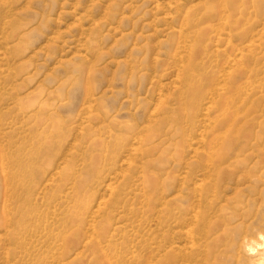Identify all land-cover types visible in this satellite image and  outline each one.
Instances as JSON below:
<instances>
[{
    "label": "rangeland",
    "instance_id": "obj_1",
    "mask_svg": "<svg viewBox=\"0 0 264 264\" xmlns=\"http://www.w3.org/2000/svg\"><path fill=\"white\" fill-rule=\"evenodd\" d=\"M263 30L264 0H0V264H264Z\"/></svg>",
    "mask_w": 264,
    "mask_h": 264
},
{
    "label": "bare ground",
    "instance_id": "obj_2",
    "mask_svg": "<svg viewBox=\"0 0 264 264\" xmlns=\"http://www.w3.org/2000/svg\"><path fill=\"white\" fill-rule=\"evenodd\" d=\"M186 11V10H185ZM191 12H192V10L189 12V11H187L185 14H186V16L187 15H190L191 14ZM199 12V11H198ZM193 13V12H192ZM185 16V17H186ZM191 16L192 17H194L192 14H191ZM199 16V15H198ZM201 16V15H200ZM184 17V18H185ZM190 17V16H189ZM188 17V18H189ZM197 17V16H196ZM195 17V18H196ZM202 17H204V16H202ZM187 18V17H186ZM185 18V19H186ZM198 18V17H197ZM187 20V19H186ZM195 20H197V19H195ZM186 25H187V23H186ZM196 26H199V25H197L196 24ZM211 27V26H210ZM193 28V27H192ZM192 28L190 27V29L192 30ZM195 28V27H194ZM203 28V27H202ZM188 29V28H187ZM199 30V29H198ZM188 31V30H187ZM264 31V30H263ZM197 32V31H196ZM195 32V36L196 37H194V42L192 43V45H193V48L191 47L190 48V50H189V53L186 51V53L189 55V61H190V63L191 64H194V62H196L197 63V61H195V56H198V54H199V50H197V47H198V43H200V42H198V40H199V38H201V37H198V33L200 32V30H199V32H197L196 33ZM191 33V32H190ZM202 35L201 36H203V33H201ZM194 35V34H193ZM192 35V36H193ZM204 36H206L205 34H204ZM230 36V35H229ZM183 38H184V36H182ZM189 38V37H188ZM188 38H186V40L188 39ZM192 38V37H191ZM192 40V39H191ZM208 40V39H207ZM212 40V39H211ZM182 42H183V40H182ZM190 42V41H189ZM198 42V43H197ZM202 44V43H201ZM216 44V43H215ZM184 45V44H183ZM188 45V44H187ZM190 46H191V44H189ZM189 45L187 46V47H189ZM186 46V45H185ZM202 49V48H201ZM203 50V49H202ZM237 51V50H236ZM242 53V52H241ZM228 54V53H227ZM185 56H186V54H185ZM201 58V57H200ZM230 58V57H229ZM231 60V59H230ZM229 60V61H230ZM189 61H186V62H189ZM222 61V60H221ZM228 61V62H229ZM200 62V61H199ZM225 63H227V61L225 62ZM232 63V62H231ZM187 64V63H186ZM198 64V63H197ZM232 65H234V62H233V64ZM184 66H186V65H184ZM191 66V65H190ZM183 68V67H182ZM190 68V67H189ZM186 70H187V68H185ZM191 69V68H190ZM229 69V68H228ZM208 70H210V69H208ZM190 71V70H189ZM189 71H188V74H189ZM182 72V71H181ZM196 73V72H195ZM198 73V72H197ZM196 73V74H197ZM192 74H194V72L192 73ZM191 74V75H192ZM198 76V75H197ZM209 77H211L210 75H208ZM224 76V75H223ZM190 77V76H189ZM192 77V76H191ZM214 77V76H213ZM194 78V77H193ZM199 78V77H198ZM222 78V77H221ZM203 79H205V78H203ZM203 79H201V80H203ZM211 79V78H210ZM195 80H196V77H195ZM192 83V82H191ZM200 83V82H199ZM218 84V83H217ZM216 84V85H217ZM190 85V84H189ZM195 85V84H194ZM214 85V84H213ZM214 87V86H213ZM201 87H192V89H196V90H198V89H200ZM214 88H216V86L214 87ZM236 89V91H237V89H239V88H235ZM195 90V91H196ZM205 90V89H204ZM217 90V88L215 89V91ZM219 90V89H218ZM217 90V91H218ZM222 90V89H221ZM226 90V89H225ZM232 90V89H231ZM212 91H213V88H212ZM198 92H200V91H198ZM202 92H203V90H202ZM214 92V91H213ZM226 92V91H225ZM235 92V91H234ZM239 92V90L237 91V93ZM241 93L243 92V90H241L240 91ZM239 92V93H240ZM229 93V92H228ZM227 93V94H228ZM231 93V92H230ZM217 94V93H216ZM243 94H245L244 96H243V98H242V101H240L241 102V104H242V106H247V108H246V111H245V116H244V118H245V123L248 125V126H252L253 125V123H254V118H255V112H257V109H258V107H259V105H261V101L263 100L264 101V96H262V97H260L259 99L258 98H253V99H250V97H249V95H247L246 93H243ZM219 95V94H218ZM197 96V95H196ZM223 96V95H222ZM237 96H240V95H237ZM242 96V95H241ZM240 96V97H241ZM251 96V95H250ZM260 96V95H259ZM220 97V96H219ZM233 97V96H232ZM231 97V98H232ZM195 98V97H194ZM235 98H237L236 96H235ZM260 99H261V101H260ZM235 100V99H234ZM231 101H232V99H231ZM237 101V100H236ZM221 104H223V103H221ZM244 104V105H243ZM229 105V104H228ZM263 106V105H262ZM244 121V120H243ZM250 130V129H249ZM247 132V131H246ZM248 134H246V136L247 137H249V132H247ZM211 135V134H210ZM209 135V136H210ZM250 136H252V135H250ZM211 137V136H210ZM256 137V136H255ZM256 141V140H255ZM254 141V142H255ZM211 142V141H210ZM256 143V142H255ZM258 146V145H257ZM264 161V160H263ZM22 179V178H21ZM197 216V215H196ZM50 227V226H49ZM189 232V231H188ZM16 235H18V234H16ZM260 245V244H259ZM251 245H249V247H250ZM252 247V246H251ZM249 248V249H252V248ZM239 249V248H238ZM60 250V249H59ZM254 250V249H253ZM255 251V250H254ZM66 254V253H65ZM239 254V253H238ZM244 259V258H243ZM233 264H245L242 260H239L238 258H237V260L236 261H234V263Z\"/></svg>",
    "mask_w": 264,
    "mask_h": 264
}]
</instances>
